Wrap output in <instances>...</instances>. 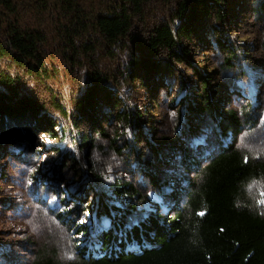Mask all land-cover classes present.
I'll return each mask as SVG.
<instances>
[{"label":"trees","instance_id":"trees-1","mask_svg":"<svg viewBox=\"0 0 264 264\" xmlns=\"http://www.w3.org/2000/svg\"><path fill=\"white\" fill-rule=\"evenodd\" d=\"M154 1L172 5L165 11L156 9ZM263 7L262 2L256 9L259 17ZM233 9V0H0V117L35 116L43 106L15 86L20 72L27 74L35 86L48 88L46 83L59 82V70L77 65L82 68L83 82L79 97L71 98L74 106L66 108L62 98L51 92L55 109L50 114L59 121V142H67L63 134L70 129L65 127L67 120L79 127L82 119L78 117L86 114L88 124L100 138L107 133L98 124L99 117L114 125L109 146L116 154L130 150L132 145L137 149L134 143L139 138L141 114L137 102L143 95L138 88H153L151 82L156 76H169L174 66L185 62L202 83L197 95L194 90L198 87L190 89L181 83L177 89L181 95L177 125H187L190 115L206 110L217 123L219 137L218 150L197 168V179L184 178V202L177 203L169 215L159 213L155 203L141 206L139 193L130 182L115 181L111 175L98 178L93 169L86 172L85 167L92 164L90 154L103 147L96 143L98 138L86 133L75 137L70 130L68 141L74 143L75 154L60 152L55 161L59 169L78 166L84 174L83 185L91 182L96 187L94 199L99 206L95 234L90 240L86 226L78 223L75 231L79 239L73 244L72 259L63 262L36 256L27 264H264V217L251 209L242 190V185L252 180L264 182V160L247 157L236 146L234 136L240 130L237 113L220 112L216 101L210 102L212 85L204 76L206 63L200 67L188 58L198 18L214 17L223 22ZM27 10L46 15L48 25L32 24L26 19ZM150 16L153 20L140 37L135 32L137 22ZM217 44L224 54L220 66L250 58L245 45L222 32ZM261 51L264 53V47ZM108 62L110 68L104 65ZM68 79L73 77L69 75ZM191 96H197V100ZM98 104L101 106L95 109ZM256 104L251 101L247 106L254 110ZM44 131L53 138L50 126ZM127 133L130 136L124 140ZM117 140L120 143L115 145ZM161 143L147 139L155 153L165 144ZM67 158L71 165L67 166ZM196 162L192 158L184 160V165ZM45 164L50 166L49 161ZM52 171L39 169L32 178L46 182ZM148 175L160 187L161 195L179 198L183 189L173 187L170 181L160 184L153 173ZM60 202L55 198L49 205L55 217L65 223ZM163 205L165 212L171 207ZM200 212L205 215H198Z\"/></svg>","mask_w":264,"mask_h":264},{"label":"rangeland","instance_id":"rangeland-1","mask_svg":"<svg viewBox=\"0 0 264 264\" xmlns=\"http://www.w3.org/2000/svg\"><path fill=\"white\" fill-rule=\"evenodd\" d=\"M262 2L264 0H233L236 9L230 10L223 22L214 17L198 18L188 58L200 67L204 65L202 62L206 63L204 76L209 77L212 85L210 102L216 101L220 112L233 110L237 113L240 130L234 136L236 146L247 157L264 160V53L261 51L264 47V7L260 17L256 10ZM153 5L166 11L172 3L154 1ZM26 19L34 25H48L46 15H38L30 10H27ZM151 20L153 17L150 16L137 22L139 27L135 32L141 34L140 37L144 36V30H147ZM221 32L245 45L250 58L242 59L240 64L234 62L228 67L220 66L224 54L217 44V37ZM104 65L110 68L112 64L108 62ZM174 67L169 76H156L155 81L151 82L153 88H138L143 95L141 101L137 102L141 113L138 117L139 138L134 143L137 149L132 145L130 150L119 154L109 146L114 125L102 120L103 117H99L98 124L105 128L106 137L100 138L88 124L86 114H83L78 117L82 119L79 127L68 124L70 118L67 120L65 127L70 129L63 133L67 142H59V121L50 114L55 109L51 92L62 98L66 108H72L74 102L71 98L79 97L83 82L80 66L59 70L56 74L61 81L55 85L46 83L48 88L35 86L27 74L20 72L15 86L33 95L43 106L35 116L27 113L25 116L2 114L0 117V264H27L36 256L63 262L72 259L75 253L73 244L79 239L75 231L78 223L86 226L89 232L87 236L93 240L99 206L94 199L96 187L91 182L83 185L84 174L78 166L59 169L55 161L60 152L67 151L66 155L69 156L75 154L74 143L68 141L70 130L75 137L86 133L98 138L96 143L103 147V150L95 149L90 154L92 164L85 167L86 172L93 169L98 178L111 175L115 181L130 182L139 193L140 205L150 207L155 203L161 214L172 215L177 203L183 204L187 189L184 178L197 179V168L218 150L219 137L215 130L217 123L206 110L199 111L197 116H194L195 113L190 115L187 125H177V108L181 107V95L177 89L181 83L190 89L198 87L194 90V95H197L202 81L193 76L189 64L181 62ZM67 75L73 80L68 79ZM191 99L196 101L197 96H191ZM251 101L258 102L254 110L247 106ZM47 126L54 132L53 138H49L50 135L44 131ZM191 130L195 132L191 133ZM129 136L127 133L122 138L125 140ZM147 139L165 144L161 143L162 147L158 146V153H155L147 144ZM115 143L118 145L120 141ZM54 146L57 150L53 149ZM97 156L99 159H96ZM192 158L197 162L186 167L184 160L189 162ZM46 161L50 162V166L46 167ZM65 162L67 166L72 164L69 158ZM39 169L43 172L53 169L54 174L46 182L32 178L39 174ZM149 172L160 180V184L170 181L173 187L183 189L179 198L174 200L168 194L165 197L161 195L160 187L152 183ZM242 190L251 209L264 217L263 180L247 182L242 185ZM149 193L153 195L149 196ZM54 197L61 201L59 210H64L65 223L55 217L50 208V201ZM164 203L167 207L171 206L166 212ZM80 239L84 240L83 237Z\"/></svg>","mask_w":264,"mask_h":264},{"label":"snow or ice","instance_id":"snow-or-ice-1","mask_svg":"<svg viewBox=\"0 0 264 264\" xmlns=\"http://www.w3.org/2000/svg\"><path fill=\"white\" fill-rule=\"evenodd\" d=\"M173 115H174V114H173ZM29 183H31V181H29ZM151 195H153V194H152V193H149V196H151ZM53 199H55V197H54ZM50 203H51V201H50ZM198 215H200V216H204L205 213L200 212V213H198ZM81 223H85V221H81ZM221 231H223V229H221Z\"/></svg>","mask_w":264,"mask_h":264},{"label":"clouds","instance_id":"clouds-1","mask_svg":"<svg viewBox=\"0 0 264 264\" xmlns=\"http://www.w3.org/2000/svg\"><path fill=\"white\" fill-rule=\"evenodd\" d=\"M96 159H99V157L97 156ZM113 159H115V156L113 155Z\"/></svg>","mask_w":264,"mask_h":264}]
</instances>
